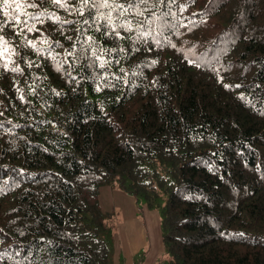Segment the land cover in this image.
<instances>
[{"label":"trees","instance_id":"trees-1","mask_svg":"<svg viewBox=\"0 0 264 264\" xmlns=\"http://www.w3.org/2000/svg\"><path fill=\"white\" fill-rule=\"evenodd\" d=\"M115 3L0 0V264H110L104 184L155 264H264V0Z\"/></svg>","mask_w":264,"mask_h":264},{"label":"rangeland","instance_id":"rangeland-1","mask_svg":"<svg viewBox=\"0 0 264 264\" xmlns=\"http://www.w3.org/2000/svg\"><path fill=\"white\" fill-rule=\"evenodd\" d=\"M105 187H109L111 185L104 184ZM109 185V186H108ZM113 187V186H111ZM101 188V187H100ZM110 188V187H109ZM114 188V187H113ZM126 192H122L120 190L114 189L111 191V193L108 195L110 200L109 203H107V195L106 193L101 194L102 202H99L101 212L103 213V216L106 220H109L110 228H108L106 231H104L102 238L106 241L108 244V247L110 249V264H124L125 259L127 258L126 264H132V254L136 253L139 244L143 242L142 236L146 235L147 237L152 235V228L149 226V222L154 226L160 225V210L157 209H150L146 206V204L140 203V207H138L139 214L134 217L132 211L127 208L126 206H123V215H117V209L111 207L112 204L117 203L125 194ZM128 194V193H126ZM129 197V195H127ZM99 200V199H98ZM140 202H144L143 199L139 198ZM161 202L163 204V198L161 199ZM103 208H102V206ZM108 206V207H107ZM107 210V213L104 211ZM141 217V218H140ZM143 217V218H142ZM144 217L147 218L148 221V229L145 233L141 236L139 223L143 225ZM145 220V219H144ZM143 227V226H142ZM150 238V237H149ZM148 240V239H147ZM162 241H155L152 245L146 244L150 246V249L155 251L158 248L162 247ZM144 245V247L146 246ZM148 249V246L146 247ZM147 254V251L142 253L139 252V255L137 256V259H140L142 255Z\"/></svg>","mask_w":264,"mask_h":264},{"label":"crops","instance_id":"crops-1","mask_svg":"<svg viewBox=\"0 0 264 264\" xmlns=\"http://www.w3.org/2000/svg\"><path fill=\"white\" fill-rule=\"evenodd\" d=\"M105 186L106 185L100 186L101 188H99L98 199H99V202H102L101 194L102 193H106V195H107V203H109L110 198H109L108 195L111 193V191L114 190V189H117V190H120V189L113 188V187H111L109 185L108 186L110 188L109 187L107 188ZM120 191H122V190H120ZM123 195L124 196L117 203L111 205L112 209L113 208L117 209V215H119V216L120 215H123V217H124L123 206H126L127 208H129L132 211L133 216L136 217L139 214V210H138V207L136 205H138L140 207V203L142 205L145 202H140L138 199H135V197L134 196H131V195H130L131 197H129V196H127L129 194H126V193L123 194ZM102 208H103V206H102ZM104 212L107 213V210L104 211ZM144 219H143V221H144L143 225H141L139 223L141 236L143 235V233L146 232V230L148 229L149 226L152 228V230H151L152 231V235L150 234V236H149L150 238L147 237L146 235L142 236L143 242H141L139 244V248H138L137 252L134 253V254H132V260H133L132 264H155L156 259L164 251L163 243L161 244L162 247L156 249L155 251H153V250L150 249V246L149 245H152L155 241H158V240L159 241H162V238H161V229H160V225L156 227V226L152 225L150 222H149V226H148L147 218L144 217ZM148 243H149V245H146ZM144 245H146V246L144 247ZM147 246H148V249L146 248ZM146 251H147V254L142 255V257L140 259H137V256L139 255V252L144 253ZM126 261H127V258L125 259L124 264H126Z\"/></svg>","mask_w":264,"mask_h":264},{"label":"snow or ice","instance_id":"snow-or-ice-1","mask_svg":"<svg viewBox=\"0 0 264 264\" xmlns=\"http://www.w3.org/2000/svg\"><path fill=\"white\" fill-rule=\"evenodd\" d=\"M52 2L54 4H59L61 7H66V0H52ZM148 2V0H139V4H146ZM8 3H9V0H3V4L4 6H8ZM92 4L94 7H107V8H110L111 11L109 13H107V16L106 17H103V18H106L108 21H109V24H111V19H112V12L113 11H116V9H120L121 12L120 14L123 15L124 13L128 12L129 10L133 9L134 5L133 4H129L127 7H125L123 4H117L115 3V0H112V2L110 3L109 0H81V4H82V7L81 9H79L78 11L81 12V14L83 13V7L84 6H87L89 4ZM35 6V5H33ZM138 4L135 5V7L138 8ZM17 7H19V5H17ZM85 23H87V21H85ZM131 22L128 21L126 22V26H130ZM121 25H113V31H115V29L117 27H120ZM117 35H119L117 33ZM2 39V38H0ZM101 66L103 67V63L101 64ZM19 69H13V71H18ZM227 87V86H226ZM237 87H239L237 85Z\"/></svg>","mask_w":264,"mask_h":264}]
</instances>
